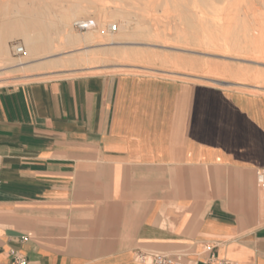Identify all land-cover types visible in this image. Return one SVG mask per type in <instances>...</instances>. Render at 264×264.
<instances>
[{
    "label": "crops",
    "instance_id": "1",
    "mask_svg": "<svg viewBox=\"0 0 264 264\" xmlns=\"http://www.w3.org/2000/svg\"><path fill=\"white\" fill-rule=\"evenodd\" d=\"M264 264V95L144 73L0 86V264Z\"/></svg>",
    "mask_w": 264,
    "mask_h": 264
},
{
    "label": "rangeland",
    "instance_id": "2",
    "mask_svg": "<svg viewBox=\"0 0 264 264\" xmlns=\"http://www.w3.org/2000/svg\"><path fill=\"white\" fill-rule=\"evenodd\" d=\"M38 1L0 0V34L9 45V56L0 62V86L79 74L144 73L264 95V49L240 51L236 46L246 41L264 43V18L257 21L251 15L253 10L258 14L264 12V0H85L92 6L89 7L92 15L80 18L94 19L96 24L99 20L101 27L109 23L117 25L116 30H111L116 43L109 44V34L97 31L95 42H83L77 47L68 44L61 35L63 40L56 26L48 24L55 18V22L59 21L63 10L76 0H42L40 4ZM98 6L110 10L109 15H95ZM25 7V11L28 7L33 8L28 11L36 12L32 18L20 10ZM38 9L43 14H37ZM118 9L120 14L112 12ZM35 19H43L51 48L25 64L15 65L27 55L14 53V43L24 45L25 38L11 30L25 26V21L30 26L29 22ZM125 20L131 24L126 29L135 31L136 36H119L121 24H128ZM242 29L247 31L245 35ZM73 33L87 34L86 30L76 28Z\"/></svg>",
    "mask_w": 264,
    "mask_h": 264
},
{
    "label": "bare ground",
    "instance_id": "3",
    "mask_svg": "<svg viewBox=\"0 0 264 264\" xmlns=\"http://www.w3.org/2000/svg\"><path fill=\"white\" fill-rule=\"evenodd\" d=\"M40 1H42V0H40ZM40 1H38V3L40 2ZM70 1V0H69ZM45 2V1H44ZM47 2V1H46ZM73 2V1H72ZM15 3H16V1H15ZM41 3H43V2H41ZM55 3V2H54ZM69 3V2H68ZM94 3V2H93ZM97 3V2H96ZM100 3V2H99ZM208 3V2H207ZM40 4V3H39ZM69 4H71V5H69V7H67L65 10H63V11H65V12H63L60 16H59V21L57 20V22H55L56 20V18L54 19V21H50L49 20V18H47L48 20H47V22H49L48 24H50V26H56V28L58 29V32H57V34H60V37H61V35H64L65 36V40L67 41V43L68 44H70V45H74V47H77V46H75V45H77V44H81V43H83L84 42V44H90V43H93V42H95V39H97V31H99V32H101V34H106V33H108L109 34V41H108V43L110 44V43H112V42H115L116 43V41H115V39L113 38V36H114V34L113 33H111V30H112V26L114 25L113 23H109V24H107V25H104V26H102L101 27V22L99 21V20H97V24L94 26V27H92V28H90V29H88V30H86V32H87V34L86 35H84V36H77V35H75L74 33H73V28H74V21L75 20H73V19H85V18H80V17H85L86 15H92V11L90 10L89 11V7H90V5L91 4H89L88 2H85V0H76V1H74L73 3H69ZM134 4V3H133ZM255 4V3H254ZM20 5V4H19ZM25 5V4H24ZM97 5V4H96ZM103 5H104V3H103ZM106 5V4H105ZM14 6V5H13ZM21 6V5H20ZM254 6V5H253ZM253 6H252V8H253ZM24 7V6H23ZM54 7V6H53ZM59 7V9H60V6H58ZM123 7H125V6H123ZM254 7H256V6H254ZM6 8V7H5ZM32 8V7H31ZM90 8H92V6L90 7ZM135 8V7H134ZM258 8V7H257ZM257 8H255V9H257ZM26 10V7L25 8H23V9H20L22 12H23V10ZM27 9L29 10L30 8H28L27 7ZM42 9V8H41ZM55 9H57V8H55ZM128 9V8H127ZM254 9V8H253ZM24 10V11H25ZM25 11V16H30L31 18L34 16V14L36 13H34V12H32V11ZM30 10H33V8L32 9H30ZM39 10V9H38ZM45 10V9H44ZM48 10V9H47ZM58 10V9H57ZM56 10V11H57ZM96 11L94 12L95 13V15H98V16H108L109 14V11H107L106 10V8H105V6L104 7H102V6H98L96 9H95ZM1 11V10H0ZM61 11V10H60ZM119 9L118 10H114V11H112V12H114L115 14H120L119 13ZM196 11H197V9H196ZM257 11H258V9H257ZM204 11H202V13H203ZM4 13V12H3ZM18 13V12H17ZM43 14V10L41 11V10H39L38 12H37V14ZM47 13V12H46ZM205 13V12H204ZM52 14V13H51ZM122 14V13H121ZM49 15H50V13H49ZM252 16H253V18L255 19V20H257V21H259V20H261V19H263L264 18V12L263 13H259L258 14V12H256V10H253V13L251 14ZM20 16V15H19ZM16 17V16H15ZM43 17V16H42ZM23 18V17H22ZM37 18V17H36ZM45 18V17H44ZM97 18V17H96ZM99 18V17H98ZM97 18V19H98ZM21 19V18H20ZM25 19H26V17H25ZM24 18H23V20H25ZM46 19V18H45ZM51 19V18H50ZM216 19V18H215ZM43 20V19H42ZM42 20L41 19H35V20H31L29 23H30V26H28V22L26 23V21H25V26H19V28L17 29H12L11 31L12 32H15L16 34H21V35H23L24 36V38H25V44H24V46H25V48H26V57H25V59H23V60H21V61H19V62H16L15 63V65H22V64H25V63H27L28 61H29V59L30 58H32V57H35V56H39L40 54H43V53H45V52H48L49 50H50V48H51V40H49V38L47 37V35H46V32H45V29H44V23L42 22ZM203 20V19H202ZM126 21V20H125ZM145 21V20H144ZM189 21V20H188ZM211 21H213V20H211ZM251 21V20H250ZM20 22V21H19ZM47 22H46V24H47ZM128 24L126 25L125 23V25L122 23L121 24V26H120V31H119V36H123L124 34L126 35H129V36H133V35H135V31H132V30H127L126 28H129L130 26H131V24H129V22L130 21H126ZM149 22V21H148ZM17 23H18V21H17ZM18 24H21V23H18ZM17 24V25H18ZM22 24H24V23H22ZM26 24H27V26H26ZM146 24V23H145ZM144 24V25H145ZM205 24V23H204ZM59 27H58V26ZM130 25V26H129ZM138 26V25H137ZM194 27V26H193ZM48 28V27H47ZM55 28V27H54ZM109 28V29H108ZM136 29H137V27H135ZM138 28H140V26H138ZM34 29V30H33ZM130 29V28H129ZM135 29V30H136ZM141 29V28H140ZM261 30V32L260 33H262L263 34V31H262V28H260ZM31 30H33V32L31 31ZM49 30H51V29H49ZM109 30V31H108ZM159 30V29H158ZM4 31V30H3ZM48 31V30H47ZM138 31V30H137ZM50 32V31H49ZM51 32H52V30H51ZM159 32V31H158ZM246 30L245 29H242V33H243V35H245L246 34ZM5 33V32H4ZM203 33V32H202ZM6 34V33H5ZM138 34V33H137ZM49 35V34H48ZM126 35V36H127ZM50 36V35H49ZM136 36V35H135ZM140 36V35H139ZM209 36V35H208ZM224 36V35H223ZM56 37H57V35H56ZM53 38H55L54 37V34H53ZM62 39H63V36L61 37ZM61 38H59V39H61ZM204 38V37H203ZM57 40H58V38H57ZM64 40V39H63ZM60 41V40H59ZM98 41V40H97ZM258 41H260V40H258ZM208 43V42H207ZM59 44V43H58ZM56 45V44H55ZM54 45V46H55ZM82 45V44H81ZM100 45V44H99ZM80 46V45H79ZM228 45H227V43H226V47H227ZM236 46H238V48L240 49V51H255V52H259V51H262L263 49H264V43L262 42H260V43H258V42H245V43H240V45H236ZM70 47V46H69ZM88 48V47H87ZM86 48V49H87ZM236 48V47H235ZM83 49H85L84 47H83ZM85 52V51H84ZM131 52V51H130ZM264 52V51H263ZM89 53H91V52H89ZM89 53L87 54V55H89ZM112 53V52H111ZM115 53V52H114ZM124 53V52H123ZM84 54V53H83ZM82 54V55H83ZM113 54V53H112ZM143 54V53H142ZM77 55V54H76ZM79 55V54H78ZM145 55V54H144ZM9 56V45H8V43H7V41H5L4 40V38H3V36H2V34H0V62L1 61H6V58ZM84 56H86V54L84 55ZM126 56H127V53H126ZM79 57V56H78ZM93 57V56H92ZM125 58V57H124ZM93 59V58H92ZM118 61H120V60H122V58L119 60V59H117ZM247 60V59H246ZM93 61H94V59H93ZM122 61H125L124 59L122 60ZM102 62V61H101ZM14 65V66H15ZM1 66V65H0Z\"/></svg>",
    "mask_w": 264,
    "mask_h": 264
},
{
    "label": "built area",
    "instance_id": "4",
    "mask_svg": "<svg viewBox=\"0 0 264 264\" xmlns=\"http://www.w3.org/2000/svg\"><path fill=\"white\" fill-rule=\"evenodd\" d=\"M96 25L94 19L85 18L77 19L74 21V28L84 31L88 30ZM117 25L112 26V30H116ZM13 51L16 55H21L26 52L25 46L16 42L13 45ZM11 262L10 264H28L27 257L17 249L10 250ZM136 261L139 264H234L231 260L228 259H216L214 256H211L204 262L198 261H185V259L178 254H169L164 252H148L140 251L136 255Z\"/></svg>",
    "mask_w": 264,
    "mask_h": 264
}]
</instances>
